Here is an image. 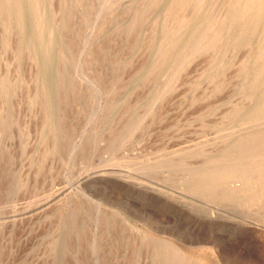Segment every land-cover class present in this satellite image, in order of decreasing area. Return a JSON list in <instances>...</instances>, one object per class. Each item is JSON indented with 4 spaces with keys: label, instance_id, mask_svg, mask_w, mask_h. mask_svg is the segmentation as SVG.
I'll return each instance as SVG.
<instances>
[{
    "label": "rangeland",
    "instance_id": "rangeland-1",
    "mask_svg": "<svg viewBox=\"0 0 264 264\" xmlns=\"http://www.w3.org/2000/svg\"><path fill=\"white\" fill-rule=\"evenodd\" d=\"M115 1L43 3L50 16L43 26L52 25L43 47L29 38L25 17L8 35L0 20V264H171V253L186 256L185 264H264V199L255 189L234 193L238 181H216L204 170L222 155H236L240 165L225 146L264 128L250 117L259 89L248 102L243 87L252 78L242 81L238 69L254 63L260 29L235 26L229 32L241 47L187 53L176 70L149 72L166 23L178 28L175 18L163 19L167 0ZM180 29L178 44L191 30ZM133 119L142 123L132 126ZM189 181H211L218 196Z\"/></svg>",
    "mask_w": 264,
    "mask_h": 264
},
{
    "label": "bare ground",
    "instance_id": "bare-ground-1",
    "mask_svg": "<svg viewBox=\"0 0 264 264\" xmlns=\"http://www.w3.org/2000/svg\"><path fill=\"white\" fill-rule=\"evenodd\" d=\"M69 1V0H68ZM105 0H103L104 2ZM109 1V0H108ZM111 1V0H110ZM114 1V0H112ZM117 1V0H116ZM115 1V2H116ZM143 1V0H140ZM139 1V2H140ZM154 0H146L147 5H150ZM221 1V0H220ZM48 2V0H0V15L3 16V13H7V20L4 21L3 19L0 18L1 23L3 24V30L5 33L6 31H8L11 29V25H16L18 26L20 21L25 17L27 24H29V38H32L34 40H36V43H34V45H39L40 47H43L46 45L45 42V35L50 33V30L52 28L51 26H43V19L44 18H48L49 13H45L44 11V4ZM58 2V1H57ZM79 2V0H78ZM77 0H76V5H77ZM101 2V1H99ZM114 2V4H116ZM145 2V3H146ZM158 2V0H157ZM160 2V1H159ZM158 2V3H159ZM53 3V0H52ZM59 3V2H58ZM73 3V2H72ZM75 3V2H74ZM88 3V2H86ZM112 3V2H111ZM156 3V1L154 2ZM154 3L152 4V7L154 5ZM156 3V5L158 4ZM216 0H167L166 3L163 4L162 7V16L164 17L163 19H169V17H172V19L170 18V20H174L175 18V22H177V26L178 28H176L177 30H174V32L169 31L170 28L166 23V27H164L163 25V32L161 34V36L159 37L158 42L154 43V45L156 44L157 47L154 51V53L152 54V59L151 62L149 63L148 66V70L147 71H152L154 69L158 68H166L169 69L172 67V69H177L180 67L181 63H182V59L183 57L187 54L188 57H190L189 55L193 54L194 52L200 51L201 53H207V51L212 52L213 51V55L215 56L214 51H218L220 49H226L227 47H232L231 50H233V48H236L237 46H240V42H239V38L234 34V32L230 31L229 29H234L235 26H242L243 28L248 27L252 24L257 25V28L260 29V33H261V40L260 42H258V44L256 45V58L253 60L254 63H247L246 60L245 61H241V66L238 65L239 72H243V80L244 82H246L245 80L247 79V77H251L252 80L250 84H244L243 90L246 91V98L248 101V96L249 94L257 89H259L258 92V97L256 98V102L258 103L255 108L252 109V111L250 112V117H254L257 119V124H261L262 122H264V0H224L222 3H220L222 10L224 11V17L222 14V19L224 21V23H220L223 21H218L217 20V14L220 12L216 13L214 12L215 8L217 9V4H216ZM48 4V3H47ZM98 4V2H97ZM113 4V3H112ZM140 4V3H139ZM219 4V3H218ZM54 5V3H53ZM81 5V4H79ZM99 5V4H98ZM101 5L104 6V4L102 3ZM100 5L101 8H103ZM136 5V4H135ZM138 5V4H137ZM84 6H87L84 5ZM89 6V3H88ZM87 6L86 12L83 14L85 15V17L82 19H87L86 16H90V12H87V10L89 9V7ZM92 6V5H91ZM109 6H111V4H109ZM141 4L136 6L138 7L137 10L140 11ZM55 7V6H54ZM62 7V6H61ZM114 7V6H113ZM134 7V8H136ZM151 8V6H149ZM157 7V6H156ZM81 8V7H80ZM85 8V7H84ZM105 8V7H104ZM111 8V7H110ZM115 8V7H114ZM112 8V9H114ZM154 8V7H153ZM152 8V10H154ZM71 9V8H70ZM63 10H65L66 12V7H63ZM83 10V8L81 9ZM125 10V9H124ZM149 10V9H148ZM151 10V9H150ZM84 11V10H83ZM101 11V10H99ZM147 11V10H146ZM96 12V11H95ZM112 12V11H111ZM137 12V11H135ZM152 12V11H151ZM150 12V13H151ZM182 13L179 17H178V13ZM184 12V13H183ZM134 13V11H133ZM139 13V12H137ZM136 13V14H137ZM216 13V14H215ZM68 14V12H67ZM73 14V12H72ZM87 14V15H86ZM89 14V15H88ZM118 14V13H117ZM71 15V14H70ZM132 15V14H131ZM148 15V14H147ZM146 15V16H147ZM48 16V17H47ZM57 16V15H56ZM69 16V15H68ZM73 16V15H72ZM70 16V17H72ZM135 16V13L134 15ZM138 16V14L136 15V17ZM149 16V15H148ZM97 17V16H96ZM95 17V18H96ZM100 17V16H99ZM145 17V16H144ZM90 18H92L90 16ZM89 18V20H90ZM109 18V17H108ZM132 18V17H131ZM140 18V17H139ZM146 18V17H145ZM157 18V16H156ZM56 19V18H55ZM68 19V17H67ZM72 19V18H71ZM81 19V18H80ZM94 19V18H93ZM98 21V18H96ZM142 19V18H141ZM140 19L141 23L142 20ZM155 19V18H154ZM154 19H152L153 21H155ZM220 19V18H219ZM262 19V21H261ZM144 20V18H143ZM221 20V19H220ZM50 21V20H48ZM47 21V22H48ZM72 21V20H71ZM85 21V20H84ZM95 21V19H94ZM103 21V20H102ZM116 21V20H115ZM153 21L151 22V24L153 23ZM169 21V20H168ZM260 21L262 22L260 24ZM70 22V21H68ZM80 22V21H79ZM81 22H83L81 20ZM80 22V23H81ZM99 22V21H98ZM97 22V24H98ZM104 22V21H103ZM119 22V21H118ZM164 22V21H163ZM174 22V23H175ZM85 23V22H84ZM96 22H94L95 24ZM100 23V22H99ZM139 24V21L137 22ZM82 24V23H81ZM104 24V23H101ZM130 24V23H129ZM162 24V23H161ZM160 24V25H161ZM222 24V25H221ZM68 25V23H67ZM70 25V24H69ZM79 25V24H78ZM88 25V21L87 24ZM90 25V24H89ZM92 25V24H91ZM124 25V24H123ZM155 25V23H154ZM224 25H226V27H224ZM260 25V26H259ZM80 26V25H79ZM85 26V25H84ZM96 26V25H95ZM138 26V25H136ZM151 26V25H150ZM173 26V25H172ZM176 26V27H177ZM70 26H68L69 28ZM78 27V26H77ZM88 27V26H86ZM92 27V26H91ZM100 27V24H99ZM98 27V28H99ZM71 28V27H70ZM79 28V27H78ZM81 28V27H80ZM119 28V27H118ZM117 28V29H118ZM140 28V27H139ZM149 28V27H148ZM180 28H184V29H189L190 33L188 34V37L186 38V40L184 42H181L178 44L177 40L180 39L181 36L179 33V30H181ZM251 28V27H250ZM135 29V28H134ZM133 29V30H134ZM241 29V27H240ZM79 30V29H78ZM95 30V28H94ZM130 30V29H129ZM246 30V29H245ZM250 30V29H249ZM80 31V30H79ZM124 31V30H123ZM127 31V30H126ZM136 31V30H135ZM148 31V29H147ZM185 31V30H184ZM133 32V31H132ZM137 32V31H136ZM7 33V32H6ZM7 33V35H8ZM72 33V31H71ZM251 33V32H250ZM10 34V33H9ZM74 34V33H73ZM81 34V33H80ZM79 34V37H82ZM89 34V33H88ZM86 34V36L88 35ZM135 34V33H134ZM133 34V35H134ZM66 35V33H65ZM64 35V36H65ZM4 36V35H3ZM15 36V34H14ZM76 36H78L76 34ZM84 36V35H83ZM122 36V35H121ZM131 36V35H130ZM136 37V34L134 35ZM133 36V37H134ZM92 37V36H91ZM132 37V36H131ZM4 38V37H3ZM16 38V37H14ZM49 38V37H48ZM65 38V37H64ZM63 38V39H64ZM74 38V37H73ZM32 39H29L26 41V44L31 42ZM70 38H68L69 40ZM82 39V38H81ZM92 39V38H91ZM128 39L130 40L131 38L128 37ZM151 40H154L152 38H150ZM149 39V40H150ZM79 41V39H77ZM89 39H86V42ZM133 40V39H132ZM131 40V41H132ZM148 40V41H149ZM65 41V39H64ZM83 41V40H82ZM90 41V40H89ZM146 41V40H145ZM183 41V40H182ZM81 41H79L80 43ZM78 43V44H79ZM89 43V42H88ZM127 43V42H126ZM147 43V41H146ZM74 44V43H73ZM77 44V43H75ZM85 44V42H84ZM83 44V45H84ZM101 44V43H99ZM152 44V43H151ZM32 45V44H31ZM65 47L70 51V45H72L71 43L69 44L68 41L64 42ZM80 45V44H79ZM82 45V46H83ZM87 45V43H86ZM89 45V44H88ZM248 45V44H247ZM33 46V45H32ZM85 46V45H84ZM101 46V45H100ZM98 45V47H100ZM150 46V45H149ZM149 46H145L148 47ZM243 46V45H242ZM73 47V46H72ZM72 47H71V51H72ZM75 47V46H74ZM96 47V46H95ZM241 47V46H240ZM244 47V46H243ZM249 47V46H247ZM247 47L245 48L247 51ZM102 48V47H100ZM145 49V48H143ZM79 50V49H78ZM77 50V51H78ZM100 50V49H99ZM146 50V49H145ZM196 50V51H195ZM70 51V52H71ZM75 51V49H73V52ZM77 51H75L77 53ZM86 51V50H85ZM85 51L83 52L85 54ZM143 51V50H142ZM189 51V52H188ZM226 51V50H225ZM241 51V50H240ZM246 51L244 50V52L246 53ZM94 52V50H93ZM150 52V51H148ZM229 52V51H228ZM75 53V54H76ZM81 52H79L80 55ZM110 53V51H109ZM147 53V51H146ZM218 53V52H217ZM216 53V54H217ZM74 54V56L76 57V55ZM83 54V55H84ZM88 54V53H87ZM94 54V53H93ZM112 54V52L110 53ZM211 54V55H212ZM241 54V53H240ZM62 55V54H60ZM86 55V54H85ZM89 55V54H88ZM118 55V54H116ZM229 55V54H228ZM241 55H244L243 53ZM73 56V54H72ZM96 56V55H95ZM119 56V55H118ZM192 56V55H191ZM233 56V55H232ZM89 57V56H88ZM110 57V56H109ZM145 57V56H143ZM186 57V56H185ZM222 57V56H221ZM224 57V56H223ZM243 57V56H241ZM57 58V57H56ZM69 58V57H68ZM210 58V56H209ZM246 58V57H245ZM58 59V58H57ZM65 59V57H64ZM85 59V58H84ZM193 59V58H192ZM242 59V58H241ZM61 60V59H60ZM88 60V59H87ZM213 60V57L212 59ZM222 60V59H221ZM220 60V61H221ZM71 61V60H70ZM208 62V60H205ZM204 61V63H206ZM229 61V60H228ZM52 62V61H51ZM69 62V61H68ZM74 62V61H71ZM124 62V61H123ZM128 62V60H127ZM203 62V61H202ZM210 62V60H209ZM212 62V61H211ZM214 62V60H213ZM223 62V61H222ZM236 62V61H235ZM234 63H232L234 66ZM132 63V62H131ZM228 63V62H227ZM243 63H247V65L243 64ZM80 64V63H79ZM87 64V62H86ZM123 64V63H121ZM119 64V65H121ZM207 66L209 63H206ZM211 64V63H210ZM97 65V63H96ZM220 65V64H219ZM71 66V65H70ZM87 66V65H86ZM111 66V65H110ZM217 66V65H216ZM221 66V65H220ZM89 67V66H88ZM117 67V66H116ZM115 67V68H116ZM123 67V66H122ZM203 67V66H201ZM200 67V68H201ZM206 67V65H205ZM210 67V66H209ZM222 67V66H221ZM230 67V66H229ZM251 68V71L248 69ZM229 68L231 70V72H233V69ZM83 69V68H82ZM88 69V68H87ZM119 69V68H118ZM117 69V70H118ZM131 69V68H130ZM198 69V68H197ZM206 69H210V68H206ZM227 68V71L229 70ZM233 69V70H232ZM236 69V68H235ZM72 70V69H71ZM74 70V69H73ZM72 70V71H73ZM135 70V68H134ZM139 70V69H138ZM158 70V69H157ZM156 70V71H157ZM218 70V69H217ZM216 70V72H218ZM121 71V70H120ZM160 71V70H159ZM190 71V70H189ZM204 71V70H203ZM215 71V70H214ZM222 71V70H221ZM235 71V70H234ZM137 72V71H135ZM134 72V73H135ZM153 72V71H152ZM166 72V71H165ZM164 72V73H165ZM215 72V73H216ZM248 72H250L249 74H247ZM148 73V72H147ZM200 73V72H199ZM214 73V72H213ZM69 74H72V72ZM116 74V73H115ZM143 74V73H142ZM230 74V73H229ZM233 74V73H232ZM132 75V74H131ZM146 75V74H145ZM143 75V76H145ZM173 75V74H172ZM197 75V74H196ZM200 75V74H198ZM226 75V74H225ZM67 76V75H66ZM211 76V75H210ZM217 76V75H216ZM59 77V76H57ZM72 77V76H71ZM154 77V76H153ZM156 77V76H155ZM190 77V76H189ZM198 77V76H197ZM200 77V76H199ZM230 77V76H229ZM234 77V75H233ZM98 78V76H97ZM130 78V76H129ZM187 78V77H186ZM227 78V77H225ZM224 78V79H225ZM72 79V78H71ZM170 78H168L169 80ZM209 79V78H208ZM216 79V78H215ZM58 80V79H57ZM61 80V78H60ZM117 79H114L113 81H115ZM152 80V79H151ZM211 80V77H210ZM219 80V79H218ZM67 81V80H66ZM68 81L69 78H68ZM123 81V79H122ZM206 82L208 80H205ZM259 81H263L262 86L257 87L258 82ZM101 82V81H100ZM128 82V81H127ZM242 82V83H244ZM61 82H58L59 85ZM70 83V82H69ZM114 83V82H113ZM152 83V82H151ZM166 83V82H165ZM164 83V84H165ZM219 83V82H218ZM222 83V82H221ZM220 83V84H221ZM233 83V82H232ZM97 84V83H96ZM119 84V83H118ZM169 84V83H168ZM203 84V83H202ZM231 84V83H230ZM32 85V84H31ZM68 86V84H66ZM70 85V84H69ZM174 85V84H173ZM21 86V85H20ZM33 86V85H32ZM122 86V85H121ZM169 86V85H167ZM230 86V85H229ZM232 86V85H231ZM164 87V85H163ZM166 87V86H165ZM208 87V86H207ZM219 87V86H218ZM61 89V87H59ZM77 88V87H76ZM157 88V87H156ZM176 88V87H175ZM222 88V86H221ZM71 89V88H70ZM115 89V87H114ZM112 89V90H114ZM121 89V88H120ZM167 88H165L166 90ZM209 89V88H208ZM59 90V89H58ZM69 90V89H68ZM68 90H65L67 92H69ZM72 90V89H71ZM241 90V89H240ZM24 91V90H23ZM40 91V90H39ZM75 91V90H74ZM85 91V90H84ZM118 91V90H117ZM162 91V90H161ZM251 91V92H249ZM21 92V91H20ZM61 92V91H60ZM66 92V93H67ZM115 92V91H113ZM208 92V91H207ZM249 92V93H248ZM24 93V92H23ZM22 93V94H23ZM62 93V92H61ZM76 93V92H75ZM78 93V91H77ZM116 93V92H115ZM160 92H158L159 95ZM71 94V93H70ZM197 94V93H196ZM242 94V93H241ZM61 95V94H60ZM66 95V94H65ZM78 95V94H77ZM76 95V97H77ZM147 95V94H146ZM204 95V94H203ZM29 96V94H28ZM69 94L66 95V97H68ZM75 96V94H74ZM112 96V95H111ZM134 96V95H133ZM136 96V95H135ZM245 96V95H244ZM70 97V96H69ZM109 97V96H108ZM107 97V98H108ZM123 97V96H122ZM157 97V96H156ZM201 97V96H200ZM204 97V96H203ZM62 98V97H59ZM83 98V97H82ZM114 98V96H113ZM138 98V97H137ZM202 98V97H201ZM245 98V97H243ZM74 99V98H73ZM192 99V98H191ZM77 100V98H76ZM75 100V101H76ZM137 100V99H136ZM156 100V99H155ZM254 100V99H253ZM18 101V100H17ZM67 101V99H66ZM65 101V102H66ZM250 101V100H249ZM248 101V102H249ZM38 103V101H35ZM63 102V101H62ZM168 102V101H167ZM246 102V101H245ZM67 103V102H66ZM72 103V102H71ZM149 103V102H148ZM153 103V102H152ZM63 104V103H62ZM195 104V103H194ZM207 104V103H206ZM76 105V104H75ZM236 105V104H235ZM64 106V104H63ZM107 106V105H106ZM111 106V105H109ZM230 106V105H229ZM36 107V106H35ZM43 107V106H42ZM41 107V108H42ZM108 107V106H107ZM227 107V106H226ZM111 108V107H110ZM107 108V109H110ZM64 109V108H63ZM106 109V110H107ZM105 110V109H104ZM105 110V111H106ZM208 110V109H207ZM229 110V109H228ZM43 111V110H42ZM64 112V111H63ZM216 112V111H215ZM231 112V111H230ZM233 112V111H232ZM45 113V112H44ZM43 113V115H44ZM69 113V112H68ZM226 113V112H225ZM202 114V113H201ZM199 115V114H198ZM224 115V114H223ZM237 117L238 114L236 113ZM128 116V115H127ZM135 116V115H134ZM137 117V116H136ZM149 117V116H148ZM156 117V116H154ZM150 118V117H149ZM209 118V117H208ZM51 119V117H50ZM134 120V119H133ZM230 120V119H229ZM52 121V120H51ZM131 121V120H130ZM123 122V121H122ZM141 122V119H140ZM140 122H138L137 119H135L132 123L133 125H139ZM203 122V121H202ZM231 122V121H230ZM239 122V121H238ZM241 122V121H240ZM239 122V123H240ZM51 123V122H50ZM60 123V121H59ZM142 123V122H141ZM242 123V122H241ZM145 124V123H144ZM237 124V123H236ZM238 125V124H237ZM220 126V125H219ZM243 126V125H242ZM66 127V126H65ZM68 127V126H67ZM138 126H136L135 128H137ZM69 128V127H68ZM133 128V130L135 129ZM208 129V128H207ZM224 130V129H222ZM115 131V129H114ZM60 132V131H59ZM132 132V131H131ZM222 132V131H221ZM114 133V132H113ZM49 134V133H48ZM120 135V134H119ZM128 135V134H127ZM225 135V134H224ZM224 135H222V137H224ZM65 136V135H64ZM110 137V136H109ZM63 138V137H62ZM227 139V138H226ZM60 141V140H59ZM200 141V140H199ZM96 142V141H95ZM122 142V141H121ZM125 142V141H123ZM230 142V140H229ZM90 144V143H89ZM92 144V143H91ZM41 145V144H40ZM87 145V144H86ZM115 145V144H113ZM58 146V145H57ZM121 146V144H120ZM119 146V147H120ZM114 147V146H113ZM215 147V146H214ZM228 149H232V150H236L237 151V156L242 158V163L240 165H236L234 162V160L236 159V155L230 154V155H222L221 159L218 161V163H216L215 165L211 164V166H207L204 170L207 172H211L214 171L213 173H215L216 178L215 180L218 181L220 179H228L229 183H233V181H238L240 184H238L236 187V189L234 190V193H240L242 190H246V189H255V191H253L255 193V197H258V199H261V201L264 199V128L261 129V131L259 133H254V134H250L248 136V138L245 139H238L235 142H233L232 144H229L228 146H225ZM118 148V147H117ZM200 148V146H199ZM205 148V147H204ZM203 148V149H204ZM210 148V147H209ZM48 149V148H47ZM202 149V148H200ZM91 151V150H90ZM200 151V150H199ZM207 152V151H206ZM226 152V151H225ZM43 153V152H42ZM202 159V158H201ZM204 159V158H203ZM1 160V159H0ZM214 161V159H212ZM191 161V160H190ZM210 161H208L209 163ZM187 163V162H186ZM108 167V166H107ZM111 167V166H110ZM114 168V167H113ZM107 171V170H106ZM113 170H111L112 172ZM97 172V171H96ZM117 173V172H116ZM194 173V172H193ZM95 174V173H94ZM97 174V173H96ZM107 174V173H106ZM98 175V174H97ZM100 175V174H99ZM227 181V180H226ZM223 183H226L225 181ZM200 184V185H199ZM228 184V183H226ZM231 184L229 185V187L231 186ZM187 185L189 187H195L198 188L200 190H210L211 192H214V194L216 196L218 192H216V188H213V184L211 181H201L200 183H198V185L196 184H192L191 181H189L187 183ZM187 186V188H188ZM254 186V188H252ZM228 187V186H227ZM226 188V187H225ZM191 189V188H190ZM219 189V188H218ZM63 189H58L56 190V194L55 195H59L63 192ZM227 190H230L229 188ZM258 190V191H257ZM66 191V190H65ZM54 193V192H53ZM53 195V194H52ZM51 195V196H52ZM214 195V196H215ZM237 195V194H236ZM242 195V194H241ZM63 199V198H62ZM50 201V200H49ZM264 203V202H263ZM262 204V202H261ZM264 205V204H263ZM6 216V215H5ZM103 219V218H102ZM1 220V219H0ZM65 220H67L65 218ZM68 221V220H67ZM66 221V222H67ZM84 225V224H83ZM127 226V225H126ZM119 228V227H118ZM118 231V230H117ZM87 232V231H86ZM120 235V234H119ZM122 237V236H121ZM143 237V236H142ZM138 239V238H137ZM66 241V240H65ZM211 242V241H210ZM169 246V245H167ZM200 247V246H199ZM202 247V246H201ZM130 249V248H129ZM166 249V248H165ZM169 249V247H168ZM176 249V248H175ZM175 249L173 251H175ZM149 250V249H148ZM172 250V249H171ZM177 250V249H176ZM172 252V251H171ZM147 253V252H146ZM135 254V253H134ZM168 254V253H167ZM184 254V253H183ZM161 256V255H160ZM166 257V251L165 254H163V257ZM176 253H171V256H169L170 258L174 259L173 263H179V264H185L186 262V256L185 257H180V259L178 257H176ZM179 256V255H178ZM183 256V255H182ZM162 258L160 259V262L162 260ZM178 258V259H177ZM164 260V258H163ZM162 260V261H163ZM169 260V259H168ZM180 260V261H179ZM171 261V260H170ZM124 262V261H123ZM169 262V261H168ZM164 263V262H163ZM171 262V264H173ZM162 264V263H161ZM168 264V263H166ZM262 264V263H261Z\"/></svg>",
    "mask_w": 264,
    "mask_h": 264
}]
</instances>
